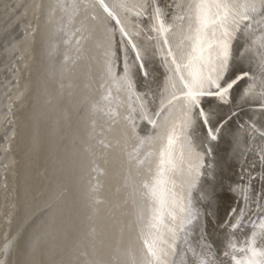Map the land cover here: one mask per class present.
<instances>
[{
	"label": "bare ground",
	"instance_id": "obj_1",
	"mask_svg": "<svg viewBox=\"0 0 264 264\" xmlns=\"http://www.w3.org/2000/svg\"><path fill=\"white\" fill-rule=\"evenodd\" d=\"M0 264H264V0H0Z\"/></svg>",
	"mask_w": 264,
	"mask_h": 264
},
{
	"label": "water",
	"instance_id": "obj_2",
	"mask_svg": "<svg viewBox=\"0 0 264 264\" xmlns=\"http://www.w3.org/2000/svg\"><path fill=\"white\" fill-rule=\"evenodd\" d=\"M236 68H234V69H236ZM217 110H218V114L216 116L217 119H223L225 121H228V119L231 117L230 114L228 112H226L227 110H225V106H223V107H221V109H217ZM240 115H241V112L238 113V116H240ZM232 129H233V127L232 126L230 127V125H229V129H227V133H228V131H230V132L233 131ZM227 140L228 139H226V141ZM221 143H222V141L219 144V149L218 150L221 151V149H222V151H224V150L226 151L227 147L226 148H222L221 147L222 146ZM217 158H218L217 159L218 163L221 164L225 168V170L226 169L229 170V169L232 168L233 163L227 161L226 159H223V157L221 156L220 153L217 154ZM232 195H233L232 193H227V195L219 196V197L215 198L216 202H214V200H212V202H214L213 203L214 205H213L212 213H216L213 222H215L219 217L221 218L223 216V213H224V211L226 209L225 207L226 206L228 207L232 203V199H233ZM220 214H221V216H220ZM211 228H212V231H210L207 234L208 235V239L207 240L205 239V240L208 242V240L211 239L210 241H212V243H211L212 246L210 244L208 245L209 242L208 243L204 242V243H207V245H208L207 247L209 249L212 248L214 250V253H218V252H220L224 241L222 240L221 234L217 233L218 230H217L216 226L212 225Z\"/></svg>",
	"mask_w": 264,
	"mask_h": 264
},
{
	"label": "rangeland",
	"instance_id": "obj_3",
	"mask_svg": "<svg viewBox=\"0 0 264 264\" xmlns=\"http://www.w3.org/2000/svg\"><path fill=\"white\" fill-rule=\"evenodd\" d=\"M240 109H241V110H240ZM240 109H239V111L237 110V112H241V113H242L244 110H246L245 108H244V110H243V108H240ZM235 113H236V111H235ZM231 115H232V114H231ZM232 141H233V139H232V140H228L227 143L225 144V145H226L225 148L227 147V150H228V151L226 150L227 153H229V149H230V150H231V148L234 149V146H233V142H232ZM230 142H231V143H230ZM231 144H232V146H231ZM230 146H231V148H230ZM227 153H226V154H227ZM228 159H229V158H228ZM233 162L236 163V161H233ZM218 190H219V192H220L223 196H224V195H227V193H228V191H229V190H227V188H225V187L222 186V185H221V186L218 185ZM205 223H207V222H205ZM205 223H204V225H203L204 227L206 226L205 229H211L210 226H207L208 223H207V224H205ZM239 227H240V226H239ZM242 228H243V227H242ZM242 228H241V229L238 228V230H242ZM207 232H208V231H207Z\"/></svg>",
	"mask_w": 264,
	"mask_h": 264
}]
</instances>
